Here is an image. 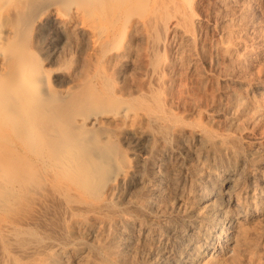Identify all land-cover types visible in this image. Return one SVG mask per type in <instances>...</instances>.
Listing matches in <instances>:
<instances>
[{"label":"bare ground","instance_id":"6f19581e","mask_svg":"<svg viewBox=\"0 0 264 264\" xmlns=\"http://www.w3.org/2000/svg\"><path fill=\"white\" fill-rule=\"evenodd\" d=\"M148 2L0 0V213L33 200L0 220V264H227L250 252L264 185L247 193L241 175L257 155L155 95L111 93L88 61L64 74L70 40L97 66L122 65L121 35ZM29 24L45 64L27 51Z\"/></svg>","mask_w":264,"mask_h":264},{"label":"rangeland","instance_id":"374dc122","mask_svg":"<svg viewBox=\"0 0 264 264\" xmlns=\"http://www.w3.org/2000/svg\"><path fill=\"white\" fill-rule=\"evenodd\" d=\"M148 1L147 8L130 15L143 24L132 35L127 28L121 35L120 44L128 49L122 65L110 58L97 66L70 40L67 54H61L67 57L64 74L77 75L88 61L91 72L110 76L111 93L130 99L155 95L186 122L230 132L244 152L258 156L241 175L247 193L258 191L264 185V0ZM31 25L24 35L27 51L45 64L41 36ZM216 110L219 116L213 115ZM30 201L8 216L0 213V220L25 217ZM249 225L244 238L250 252L227 264H264V218Z\"/></svg>","mask_w":264,"mask_h":264}]
</instances>
